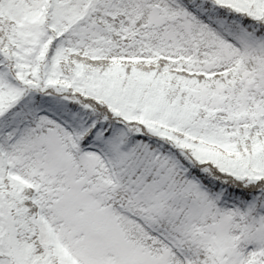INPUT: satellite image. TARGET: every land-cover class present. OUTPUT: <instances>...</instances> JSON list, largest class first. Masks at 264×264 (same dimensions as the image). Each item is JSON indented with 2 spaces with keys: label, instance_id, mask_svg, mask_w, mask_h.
Instances as JSON below:
<instances>
[{
  "label": "snow or ice",
  "instance_id": "6c2138e0",
  "mask_svg": "<svg viewBox=\"0 0 264 264\" xmlns=\"http://www.w3.org/2000/svg\"><path fill=\"white\" fill-rule=\"evenodd\" d=\"M0 264H264V0H0Z\"/></svg>",
  "mask_w": 264,
  "mask_h": 264
}]
</instances>
